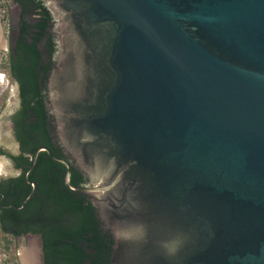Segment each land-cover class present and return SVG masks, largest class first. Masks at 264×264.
Returning a JSON list of instances; mask_svg holds the SVG:
<instances>
[{
	"label": "water",
	"instance_id": "obj_1",
	"mask_svg": "<svg viewBox=\"0 0 264 264\" xmlns=\"http://www.w3.org/2000/svg\"><path fill=\"white\" fill-rule=\"evenodd\" d=\"M41 1L55 135L88 183L46 147L33 166L89 197L110 264H264V0Z\"/></svg>",
	"mask_w": 264,
	"mask_h": 264
},
{
	"label": "trees",
	"instance_id": "obj_2",
	"mask_svg": "<svg viewBox=\"0 0 264 264\" xmlns=\"http://www.w3.org/2000/svg\"><path fill=\"white\" fill-rule=\"evenodd\" d=\"M10 1L20 8L16 59L9 58L10 71L20 84L21 108L14 123L17 140L29 155L44 146L61 159V149L49 137L42 91L54 63L52 60L46 67L41 60L44 54H55V38H45L52 16L41 0ZM31 16L38 18L33 24L27 21ZM45 157L46 153H39L38 162L28 175L36 188L23 207L30 184L22 177L0 182V232L12 238L39 235L43 264H110L113 237L99 219L95 205L89 197L68 191L63 184L65 169ZM53 169L57 173L49 175ZM86 182L79 171L71 168L73 188Z\"/></svg>",
	"mask_w": 264,
	"mask_h": 264
},
{
	"label": "rangeland",
	"instance_id": "obj_3",
	"mask_svg": "<svg viewBox=\"0 0 264 264\" xmlns=\"http://www.w3.org/2000/svg\"><path fill=\"white\" fill-rule=\"evenodd\" d=\"M18 18L19 7L10 0H0V148L9 151L14 146L12 130L8 123L9 115L15 112L18 101L16 85L8 75L7 50L4 43L10 33L13 37ZM27 20L30 21V18H27ZM51 36L56 41L54 23L49 24L45 38ZM39 48L42 50V45H39ZM0 160L3 165L7 166L6 160L1 157ZM1 167L0 164V179H3L7 176L8 170L4 173ZM37 239V236L34 235L12 238L0 232V264H22L24 256L31 261L30 264H40L41 256L36 254V250L39 249Z\"/></svg>",
	"mask_w": 264,
	"mask_h": 264
},
{
	"label": "flooded vegetation",
	"instance_id": "obj_4",
	"mask_svg": "<svg viewBox=\"0 0 264 264\" xmlns=\"http://www.w3.org/2000/svg\"><path fill=\"white\" fill-rule=\"evenodd\" d=\"M19 16H20V8H19ZM37 20H38L37 17L31 16L30 17V21L29 20H27V21L33 24ZM53 23L54 22H53V18H52V21L49 24H53ZM18 33H19V18H18L17 28H16V31H15L13 37H12V35L10 33L8 35V39H7L8 41L6 40L5 43H4L5 44L4 45L5 49L7 50V60H8V69H9L8 75H9V78L16 85V90H17L16 96H17L18 103H17V108H16L15 112L11 113L9 115V122H8L10 124L11 130H12V140L14 141V146L11 147V151H9L8 149L5 150L3 148H0V157L7 161V166L5 164L3 165L4 169H5L4 173L8 170L7 171V176L5 178H3V179H0V182H9L10 180H15V179H18V178L22 177V181H24L27 184H29V183H34V181L28 180V175H29V173L31 171H33V169L35 168V166H36V164L38 162L39 154L37 155L36 162H35V164L33 166L35 152H36L37 149H39L41 147H44V146L38 147L37 149H35V151H34V153L32 155H29L26 152V150H22L21 149L20 144H19V142L17 140V136H16L14 123H15V117L18 115V113L20 111V108H21L20 84H19L18 80L14 77V75L10 71L9 58H11V56H12V58L14 60L16 59L14 50H15V45H16V42H17ZM55 42H54V46H55V50H56V43ZM41 60L45 63V66L48 67V63L51 64L52 60H54V57H50V56H47V54H44L43 57L41 58ZM53 66H54V63L51 64V67L49 69V73L47 74L46 82L44 84V87H43L42 91H43V94L45 96L44 103H45V110H46V114H47L46 121H47V127H48V131H49V137L51 139V143H53L54 145H56L57 147H59L61 149V147L58 144L57 137L55 135V129H54L55 128V123H54L53 117L50 114L49 101H48V97H47V87H46L47 86V82H48V77H49L50 71H51ZM40 76L42 77V76H44V74L40 73ZM32 137H33V135H32ZM61 151H62L61 160H64V161L68 162L69 165H70V168L75 169L74 162L65 154L63 149H61ZM27 158L29 159V162H31L30 165L27 164V160H26ZM45 158L50 160V158H49V156L47 154H46ZM75 170H77V169H75ZM57 171H58L57 169H53V171H51V173H49V175H54L55 173H57ZM25 175H26V177H25ZM82 176L87 180V182H86V184H87L88 183L87 177L85 175H83V174H82ZM35 188H36V185H35ZM31 190H32V187H31ZM33 235L36 236L37 234H26L25 236H33Z\"/></svg>",
	"mask_w": 264,
	"mask_h": 264
},
{
	"label": "bare ground",
	"instance_id": "obj_5",
	"mask_svg": "<svg viewBox=\"0 0 264 264\" xmlns=\"http://www.w3.org/2000/svg\"><path fill=\"white\" fill-rule=\"evenodd\" d=\"M0 164L2 165V169H3V172H4V166H3V163L2 162H0ZM32 252V251H31ZM34 254V253H33ZM28 256V255H27ZM31 257V256H30ZM34 261V260H33ZM30 262L31 261H29V259H27L25 256L23 257V262H22V264H30Z\"/></svg>",
	"mask_w": 264,
	"mask_h": 264
}]
</instances>
